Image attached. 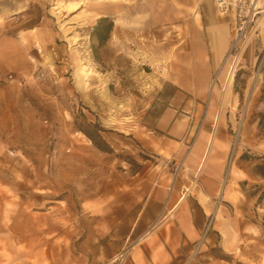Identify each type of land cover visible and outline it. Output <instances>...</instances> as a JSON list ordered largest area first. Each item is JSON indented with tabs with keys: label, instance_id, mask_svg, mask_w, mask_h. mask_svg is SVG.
Wrapping results in <instances>:
<instances>
[{
	"label": "rangeland",
	"instance_id": "obj_1",
	"mask_svg": "<svg viewBox=\"0 0 264 264\" xmlns=\"http://www.w3.org/2000/svg\"><path fill=\"white\" fill-rule=\"evenodd\" d=\"M257 5L256 34L229 60L228 83L216 78L237 100L233 139L250 113L240 60L264 39ZM102 16L112 28L99 43ZM219 22L231 40L232 14L214 0H0V264H128L136 239L116 221L128 185L198 186L199 169L170 153H186L207 116L224 117L207 63ZM262 186H242L259 190L254 203L217 193L183 264H264Z\"/></svg>",
	"mask_w": 264,
	"mask_h": 264
},
{
	"label": "crops",
	"instance_id": "obj_2",
	"mask_svg": "<svg viewBox=\"0 0 264 264\" xmlns=\"http://www.w3.org/2000/svg\"><path fill=\"white\" fill-rule=\"evenodd\" d=\"M225 25L226 22H219L220 34ZM229 44L228 35L222 33L217 43L208 45L213 52L208 54L207 63L210 69H218L211 93L219 95L223 91L220 107L225 110L224 117L215 121L212 115L207 116L190 149L186 153H170L184 158L192 171L199 169L198 186L185 181H154L146 176L144 181L128 185L130 197L116 205L121 213L116 221L129 222L124 236L136 239L129 246L128 264H183L184 256L200 239L209 215L214 213L213 201L217 193L228 194L229 198L233 194L235 203H254L259 190L249 195L242 186L254 189L264 184V97H260L264 92V56L256 54L264 48V39L248 46L238 67L249 79L246 92L250 113L239 126L236 139H233L235 113L231 111L237 104L236 97L230 85L220 88L216 80L218 78L220 83V79L232 74L229 60L224 59ZM172 117L173 114L166 111L160 121L166 124ZM194 124L195 118H192L190 126ZM232 141L233 148L228 153ZM260 209H264V196Z\"/></svg>",
	"mask_w": 264,
	"mask_h": 264
},
{
	"label": "built area",
	"instance_id": "obj_3",
	"mask_svg": "<svg viewBox=\"0 0 264 264\" xmlns=\"http://www.w3.org/2000/svg\"><path fill=\"white\" fill-rule=\"evenodd\" d=\"M214 2L219 14H232L233 32L224 59L231 60L234 64L245 41L258 30L261 9L257 5L258 0H214Z\"/></svg>",
	"mask_w": 264,
	"mask_h": 264
},
{
	"label": "trees",
	"instance_id": "obj_4",
	"mask_svg": "<svg viewBox=\"0 0 264 264\" xmlns=\"http://www.w3.org/2000/svg\"><path fill=\"white\" fill-rule=\"evenodd\" d=\"M111 28H112V21L107 16H102L97 20L96 25L93 28L92 35H94L97 38L99 43H103V41L107 38ZM89 137L92 140V142L97 145V142L95 141V139L91 136Z\"/></svg>",
	"mask_w": 264,
	"mask_h": 264
},
{
	"label": "bare ground",
	"instance_id": "obj_5",
	"mask_svg": "<svg viewBox=\"0 0 264 264\" xmlns=\"http://www.w3.org/2000/svg\"><path fill=\"white\" fill-rule=\"evenodd\" d=\"M79 3L78 2H74V3H69L66 7H67V9L68 10H74L77 6H79L78 5ZM55 10H57V9H55ZM233 63V62H232ZM232 75V74H231ZM255 79V75L252 77V80L251 81H253ZM230 79L228 78L227 79V83H228V81H229Z\"/></svg>",
	"mask_w": 264,
	"mask_h": 264
}]
</instances>
